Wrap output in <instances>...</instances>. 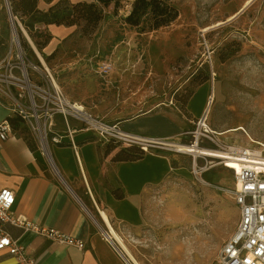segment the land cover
<instances>
[{
  "label": "rangeland",
  "instance_id": "rangeland-1",
  "mask_svg": "<svg viewBox=\"0 0 264 264\" xmlns=\"http://www.w3.org/2000/svg\"><path fill=\"white\" fill-rule=\"evenodd\" d=\"M12 1L21 6L22 0ZM165 1L177 10V16L155 29L125 21L133 0L103 9L95 25L81 20L80 34L66 52L80 55L82 67L100 75L98 81L104 85L100 83L98 95L87 96L84 102L77 85L65 90L55 79L65 99L82 105L107 125L113 124L116 112L130 118L174 111L185 125L171 141L190 146L195 124L186 107L202 87V108L207 109L206 122L215 137L243 146L257 145L251 137L264 142V0ZM17 9L15 37L5 0H0V62L9 57L18 75L24 67L32 81L44 82L42 48L36 43L48 39V32L41 23L29 30L26 24L32 18L22 15L18 5ZM121 82L127 88L117 91ZM3 85L0 100L12 109L13 123L41 147L27 99L18 96V87ZM68 94L73 98H67ZM201 95H195L193 107L201 104ZM104 97L114 100L113 106L95 107ZM210 97L213 100L208 103ZM57 119L48 140L53 131L85 127L72 117H68L69 127ZM238 125L245 129L220 134ZM108 139L123 144L111 134ZM198 147L217 150L206 138L198 141ZM147 153L162 156L166 168L161 182L147 187L141 197L139 224L121 233L125 244L140 264H218V251L235 231L239 208L231 194L216 186L232 189L233 172L215 157L179 151L176 146H154Z\"/></svg>",
  "mask_w": 264,
  "mask_h": 264
},
{
  "label": "crops",
  "instance_id": "crops-1",
  "mask_svg": "<svg viewBox=\"0 0 264 264\" xmlns=\"http://www.w3.org/2000/svg\"><path fill=\"white\" fill-rule=\"evenodd\" d=\"M59 1L68 5L96 2L36 0L35 6L37 10L45 11ZM41 26L48 32L47 42L41 47L42 66L65 90L77 85L84 102L87 96L98 95L100 83L104 85L98 81L100 75H92L91 71L89 74V69L82 67L80 55L66 52L72 47V40L80 34L79 26L56 23H41ZM126 86L123 82L117 84V91H123ZM199 92L202 93L201 104L195 108L192 103ZM66 97L72 96L68 94ZM74 99L78 98L75 96ZM203 101L200 87L186 107L192 123L202 115ZM113 102L104 97L101 104L96 102L94 106L109 107ZM12 116V109L0 100V121H11ZM123 116L116 112L111 123H118L126 133L147 139L171 141L185 125L184 119L174 111L145 113L130 118ZM57 118L62 119L55 115L53 121ZM73 130L70 136L67 131L56 132L62 135V142L54 143L50 138L46 152L34 137L21 133L16 126L11 136L0 140V190L7 187L14 191L11 207L14 214L25 217L38 227L56 229L84 242L85 246L78 248L58 243L9 222H0V227L24 247L36 264H134L109 233L102 212H106L120 236L136 227L142 218L141 197L147 187L161 182L166 161L153 153L135 160L114 161L113 156L125 148L123 144L114 147L108 145L107 140L102 141L105 139L98 133L85 128ZM0 264L18 262L5 248L0 250Z\"/></svg>",
  "mask_w": 264,
  "mask_h": 264
},
{
  "label": "built area",
  "instance_id": "built-area-1",
  "mask_svg": "<svg viewBox=\"0 0 264 264\" xmlns=\"http://www.w3.org/2000/svg\"><path fill=\"white\" fill-rule=\"evenodd\" d=\"M14 68L10 63L9 57L0 62V86H4L3 84L6 87L16 86L19 88L18 96L27 99L31 108L30 117L35 119V128L39 132L40 142V133H43L46 138L47 148L41 143V147L46 152L48 149L47 135L51 133L50 127L54 125L53 117L55 115H60L68 127V117H72L74 120L85 123V129L98 133L105 140H107V135L111 134L121 139L123 143L138 144L146 152L154 146L169 145L167 144L169 141L156 139L146 138V141L132 140L133 137L130 135H127L126 141L124 131L118 126V123L107 125L93 117L92 114L85 112L83 108L78 109L75 107V103L66 100L47 68L43 67L41 70L46 78L44 82L32 81L24 67L21 75H18ZM34 68L37 67L34 66ZM20 110L23 109L20 107ZM20 112L22 113V111ZM40 119H45L46 124L40 125ZM206 121L207 109L205 108L202 115L195 120L194 128L190 130L192 137L190 146L198 147L199 140L202 138L209 139L217 150L226 152L228 156L215 157L218 164L230 168L232 163L229 161L230 159L240 161L239 159L241 158L264 156V146L262 144L255 142L257 145L254 147L243 146L237 142H223L221 139L215 137L216 132L210 129ZM12 130L8 119L0 121V140H5L11 136ZM71 132L72 129L68 128L66 134L70 136ZM69 138L72 142L71 137ZM51 140L54 143H61L62 135L56 132L52 133ZM249 140L253 143L251 139ZM142 142H147L146 146H143L144 143ZM195 154L199 153L196 152ZM242 166L238 171L236 168L233 169V171L235 170L234 179L236 184L232 189L216 186L219 191L231 194L239 208V219L235 231L218 251V264H264V163H251V165ZM194 170H197L196 166H194ZM14 199L15 194L12 189L5 187L0 190L1 223L9 222L24 229L34 230L58 243L75 245L78 248L85 246L84 242L61 233L56 229L38 227L25 217L14 214L11 210ZM5 248L15 256L18 264H36L26 254L24 247L17 244L15 240H12L0 227V250Z\"/></svg>",
  "mask_w": 264,
  "mask_h": 264
},
{
  "label": "trees",
  "instance_id": "trees-1",
  "mask_svg": "<svg viewBox=\"0 0 264 264\" xmlns=\"http://www.w3.org/2000/svg\"><path fill=\"white\" fill-rule=\"evenodd\" d=\"M35 1L22 0L20 6V3H15L12 0L9 2L8 0L12 16H16L18 5L22 15H29L32 18L33 21L26 24L29 30L34 28L35 23L79 25L81 20H84L87 25H95L101 19L103 9L111 5L117 7L122 0H96V2H81L75 5H68L64 1H59L45 11L37 10ZM176 16L177 10L165 0H133L125 21L131 26H141V29H146V27L155 29L169 24ZM46 42L47 39L40 44L37 42L36 45L41 48ZM10 124L12 129H15L16 125L13 123V119ZM106 142L108 145H114V147L119 145L113 141L112 143L109 139ZM145 152L139 145L130 144L121 148L112 160H135L144 156Z\"/></svg>",
  "mask_w": 264,
  "mask_h": 264
},
{
  "label": "bare ground",
  "instance_id": "bare-ground-1",
  "mask_svg": "<svg viewBox=\"0 0 264 264\" xmlns=\"http://www.w3.org/2000/svg\"><path fill=\"white\" fill-rule=\"evenodd\" d=\"M13 36L16 37L15 30H13ZM55 84H56V81H55ZM212 100L213 99L210 97L208 102H212ZM75 107H77L78 109H82L83 108L82 105H80V104H75ZM241 129H245V128L242 125H238V126H235V127L227 128L225 131L221 130L220 134H226V133H229V132H238ZM124 134H125L126 141H127V138H126L127 135L132 136L133 137L132 140L138 139L139 141H146L145 137H141V136H138V135H135V134H129V133H126V132H124ZM40 135H41V143L43 144L44 147L47 148V142H46V138H45L44 134L40 133ZM251 139H252V141L254 143L257 142V143L262 144L264 146V142H262L260 140H257V139H253L252 137H251ZM142 143H144L143 146H146L147 142H142ZM167 144H169L170 146H176L177 150H179V151H181V150L192 151V152L194 151V152H197V153H200V154H204V155H208V156H211V157H228L226 152L221 151V150H212V149H206V148H200V147H191V146H188V145H179V144H177L174 141H169V143H167ZM128 145H130L129 142H124L123 143V146H128ZM239 160L240 161H234V159H230L229 160L232 163H231L230 168H228V170L233 172L234 175H235V170L233 171L234 168H236V170L238 171L241 167H243L242 165H251V163H255V164L264 163V156L263 157L241 158ZM247 162H251V163H247ZM235 184H236V182L234 180V186H235ZM102 215H103V218L106 221L109 233L111 234L113 239L119 244V246L123 249L125 254L129 257V259L134 264H140V262L134 257V255L128 249V247L126 246V244L123 241L122 237L117 233V231L111 225V223H110L105 211L102 212Z\"/></svg>",
  "mask_w": 264,
  "mask_h": 264
},
{
  "label": "water",
  "instance_id": "water-1",
  "mask_svg": "<svg viewBox=\"0 0 264 264\" xmlns=\"http://www.w3.org/2000/svg\"><path fill=\"white\" fill-rule=\"evenodd\" d=\"M5 3H6L7 12H8V18H9L10 27H11L12 30H15V22L13 20V16H12V13H11V9H10L8 0H5Z\"/></svg>",
  "mask_w": 264,
  "mask_h": 264
}]
</instances>
